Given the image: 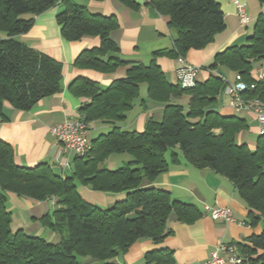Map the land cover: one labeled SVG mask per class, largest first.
Returning <instances> with one entry per match:
<instances>
[{
  "label": "trees",
  "instance_id": "1",
  "mask_svg": "<svg viewBox=\"0 0 264 264\" xmlns=\"http://www.w3.org/2000/svg\"><path fill=\"white\" fill-rule=\"evenodd\" d=\"M121 1L130 8L138 6L135 0ZM258 1L264 4V0ZM59 3L65 9L56 21L65 40L78 41L87 36L101 40L98 48L77 56L75 67L111 73L131 65L118 58L105 59L108 53L119 51L110 38L119 27L115 16L93 15L72 0H0V33L4 35L0 37L1 120L6 119V103L30 111L41 100L63 91L62 64L16 39L32 29L35 17ZM147 5L170 17V26L178 32L173 49L155 56L185 58L190 50L205 48L227 28L216 0H149ZM261 62L263 14L258 16L247 43L217 54L208 67L218 70L217 74L195 87L170 84L155 60L149 66L132 64L125 78L106 88L89 78L75 79L69 91L90 99L79 110L87 124L101 122L112 130L91 140L88 155L74 158L73 172L67 177L56 175L48 163L17 165L12 146L0 139V264H81L84 258L118 264L117 257L141 239L162 243L172 234L167 228L171 215L188 224L202 215L195 205L150 186L182 161L197 169H210L233 183L249 209L247 223L263 224L261 234L243 245L249 257L246 264H264V136H258L254 148L238 142V135L249 128L247 120L213 109L225 87L221 76L231 73L240 74L248 86L245 97L264 102V78H255L256 64ZM143 85L148 101L164 107L163 117L151 118L143 132L124 131L117 123L125 121L134 108ZM185 96L190 98L188 108L179 102ZM144 101L141 99L142 107ZM114 154H128L132 160L116 170L101 168ZM79 185L98 192L125 193L126 197L102 209L82 198ZM8 192L40 202L55 199L56 209L40 222L59 236V242L22 230L14 232ZM142 264L176 263L173 251L160 249L148 252Z\"/></svg>",
  "mask_w": 264,
  "mask_h": 264
},
{
  "label": "crops",
  "instance_id": "2",
  "mask_svg": "<svg viewBox=\"0 0 264 264\" xmlns=\"http://www.w3.org/2000/svg\"><path fill=\"white\" fill-rule=\"evenodd\" d=\"M72 1L85 6L93 15L117 18L119 27L110 33V38L118 46L119 51L108 53L105 59L118 58L131 65L144 66H149L155 60L167 81L170 84H178L177 71L182 64L166 55L155 56L157 52L173 49L178 32L170 26V17L159 14L147 5L149 0H135L138 4L136 8L126 6L121 0ZM216 1L225 16L226 30L218 34L205 48L190 50L184 58L186 64L201 68L198 73L199 83L217 74L218 70L208 69L214 57L229 47L246 44L258 16L264 15V4L261 5L258 0H239L246 5L249 19L247 24H242L237 15L235 0ZM64 9L62 3L57 4L35 17V23L28 33L16 37L26 46L62 64L63 91L41 100L30 111L17 110L6 103L4 107L6 119H0V139L12 146L17 165L34 167L40 163H48L56 175L67 177L73 172L72 162L75 157L63 152L51 130L56 125L77 118L80 108L90 102L89 98L73 95L69 91V86L75 79L85 77L100 83L103 88L109 87L114 81L125 78L131 65L111 73L75 67L74 61L77 56L84 50L98 48L101 40L99 37L89 36L78 41L65 40L56 21L57 15ZM3 36L0 33V37ZM258 70L261 69H255V74ZM234 74H228L227 77L232 79ZM141 96L145 100V107L141 106V101L139 107L135 104L125 121L117 123L122 130L143 132L151 118L162 119L164 107L148 101L146 88L144 91L141 90ZM189 99L185 96L179 102L188 108ZM213 109L224 116L245 118V115H248L232 109L229 100L226 103L221 99ZM88 126V135L90 132L96 133L91 139L88 136L90 141L112 130V126L101 122H93ZM131 160L129 155L114 154L101 165V168L116 170ZM150 186L169 192L175 200L195 205L202 211V215L190 224L180 222L171 215L167 224L171 235L159 244L151 239L137 241L126 254L117 257L115 261L118 264H142L148 252L160 249L173 251L176 264H205L219 243L248 245L249 239L260 235L263 230L262 222L256 226L247 223L249 209L238 195L233 183L210 169H197L182 161L179 165L171 166L168 172L160 175ZM78 192L87 203L102 209L110 208L126 197L125 193L98 192L82 185L78 186ZM7 198L14 232L22 230L30 236L42 237L53 243L59 242V236L43 227L40 222L43 216L52 214L56 209L55 199L40 202L20 197L12 192L7 193ZM205 206L228 207L233 211L235 221L227 223L222 219L212 220L203 213ZM80 261L81 264H103L87 258Z\"/></svg>",
  "mask_w": 264,
  "mask_h": 264
},
{
  "label": "built area",
  "instance_id": "3",
  "mask_svg": "<svg viewBox=\"0 0 264 264\" xmlns=\"http://www.w3.org/2000/svg\"><path fill=\"white\" fill-rule=\"evenodd\" d=\"M237 7V15L242 24H247L249 19L246 5L239 0L234 1ZM177 61L182 64L178 69V84L182 88H192L198 83L200 67L186 64L184 57L179 56ZM225 84L223 94L229 99V106L243 113L252 115L258 123V134L264 136V102L258 99H248L246 95L248 86L244 83L240 74L235 73L233 78L221 76ZM255 78H264L262 70L256 71ZM254 88V86H251ZM89 126L85 116L79 114L74 120L64 122L52 128L51 132L58 140L64 153L74 157L85 158L90 149L91 141L88 138ZM203 213L212 220L222 219L225 222H234L233 211L228 207L205 206ZM248 254L243 250V245L237 243H219L215 251L205 264H246Z\"/></svg>",
  "mask_w": 264,
  "mask_h": 264
},
{
  "label": "rangeland",
  "instance_id": "4",
  "mask_svg": "<svg viewBox=\"0 0 264 264\" xmlns=\"http://www.w3.org/2000/svg\"><path fill=\"white\" fill-rule=\"evenodd\" d=\"M256 69H261L262 71H264V63L261 62V63L256 64ZM145 88H146V85H143V86L141 87V89H142L143 91H144ZM141 99H142V96H140V98H139L138 100H136V102H135L136 107H139ZM221 99L224 100L226 103H228V100H229V99H228L226 96L222 95ZM221 99H220V101H221ZM220 101H219V102H220ZM127 115H130V114L128 113ZM245 119H246L247 122H248L249 128H248L247 131L242 132V133H240V134L238 135V137H237V141H238V142L245 143V144H247L250 148H253V146H254V144L257 142V139H258V136H259V134H258V132H257V129H258V123H257V121H256L252 116H250V114L245 115ZM128 123H130V122H128ZM90 124H91V123H90ZM90 124H89V125H90ZM121 126L123 127L124 124H121ZM104 132H105V131H104ZM104 132H103V133H104ZM95 135H96L95 132H90L88 136H89V138L91 139V138H93ZM117 155H118V154H117ZM121 155H123V154H121ZM126 155H128V154H126ZM129 157H130V156H129ZM125 164H126V163H125ZM125 164H122V165H120V166L122 167V166H124ZM121 167H119V168H121ZM100 208H102V207H100Z\"/></svg>",
  "mask_w": 264,
  "mask_h": 264
}]
</instances>
